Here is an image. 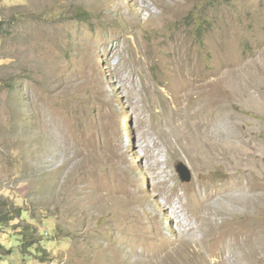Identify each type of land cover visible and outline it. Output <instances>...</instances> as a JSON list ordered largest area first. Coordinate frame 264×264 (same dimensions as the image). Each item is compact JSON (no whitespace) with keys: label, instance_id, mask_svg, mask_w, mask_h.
Listing matches in <instances>:
<instances>
[{"label":"rangeland","instance_id":"obj_1","mask_svg":"<svg viewBox=\"0 0 264 264\" xmlns=\"http://www.w3.org/2000/svg\"><path fill=\"white\" fill-rule=\"evenodd\" d=\"M203 117L208 184L248 178L250 264H264V0H0V264H235L199 254L166 211L191 194L156 189L161 170L139 158L159 141L170 183L193 184L202 169L173 135ZM161 247L175 261H150Z\"/></svg>","mask_w":264,"mask_h":264},{"label":"bare ground","instance_id":"obj_2","mask_svg":"<svg viewBox=\"0 0 264 264\" xmlns=\"http://www.w3.org/2000/svg\"><path fill=\"white\" fill-rule=\"evenodd\" d=\"M208 119H204V117H203V118H201V120H199V121L197 120L196 127L200 126L204 130H202L198 133H195V135H191L190 139H188L187 141L185 140L186 138L185 139L183 138V136H181L182 137V140H181V138H178L177 136L173 135L176 138V149L174 150L175 153H182L184 158L188 159L191 162L196 161L197 162L196 164H191V165L193 167L198 165L202 169V172H200V176L198 177V179L193 184H191L189 186H182L181 187L180 185H178V183H170L172 181V177H169L168 173H165L163 167H161V165L163 163H161L160 159L157 158L159 156H156V155L160 154L159 151H157L158 152L157 154L154 153V149L158 150L160 148V144H162V143L159 144V141L155 142L153 140L152 144H145L144 146L139 145V148L142 151V155L139 156V158L145 160L146 166L149 169H151V170L152 169H156V170L160 169L161 170V172H159V174L157 176V179H154L155 180L154 185L156 186V189H158L159 187H162L167 192V194L169 192H171L174 195H176L177 192L180 189H182L184 195H187V194L190 195L191 194L192 197L189 198L188 200L183 201V202H181V200H177L176 204H170L169 206H167L166 211L169 214L173 215L175 222L177 224H180L182 227H185L186 229H188V232L193 231V230H195V232H193V234L198 232L199 236H195V238H193V240L195 241L196 244L200 242L201 244H203L205 246L204 247L206 249L205 254H203L204 251H202V253L199 252V254L202 257H204V259L208 260L209 257L211 258V257L217 255V251H218L217 248L220 246L221 251L219 252V255H220V253H223L226 250H228V252L230 254H233L230 257H232V258L236 257L237 258V259L234 258L236 260L235 264H250V257L252 255L251 251H253V250H251V241H250V236H249V231H248V212H249V205H250L249 204V201H250L249 200V198H250L249 197L250 185L248 182L249 180L246 181V179H248V178L245 179L246 176H244L240 180L241 184L239 187H237V185H235L233 183L234 182L233 181V182H229V184H227L226 186H223L220 190L218 189V187L209 186L208 183H209L210 178L207 177V174H208L207 169H210V168L205 167V165L207 166V165H209L210 162H212V161L208 162L207 160L210 159L209 157L212 155L210 148L213 145L214 132L211 129V127L213 126V122H212L213 120H210V119L208 120ZM159 134H160V130L158 128V130L156 132L154 131V133L151 134V138H152V136H154V137L157 136V138H159ZM229 138H231V137H229ZM221 143H222V139H221ZM238 145H239V152L238 153L235 152V155H238V156L236 157L234 155V158H236V159H233V161H234V163L240 164L241 161L247 155L248 150H247V145L242 143L241 141H238ZM213 148L215 149L216 146L215 147L213 146ZM222 148L223 147H221V149ZM205 161H207L208 164H205ZM166 162H168L167 157H166ZM165 167L167 168V164ZM242 168H243V172L245 173L247 170V167H246V164L244 162H242ZM236 176L237 175H235V177ZM154 177H156V176H154ZM230 179H232V178L230 177ZM210 185H212V184H210ZM152 191H154V190H152ZM132 193L130 192V194H132ZM159 194L160 193H158V192H157V195L155 193V195L157 197L159 196ZM120 195H121L120 197L122 199V200L120 199L122 201L121 202L122 207H124L126 209V211L128 210L127 212L131 213L133 211V204H132V200L129 199L127 196V191L120 193ZM122 196H123V198H122ZM157 197H156V199H157ZM117 198H118V196H117ZM221 198H225L226 200H224V199L223 200L227 201V203L224 204L222 202ZM132 199H134V198H132ZM135 201L138 203H142V201L140 199H136ZM147 201H150V200H147ZM170 202H168V203H170ZM141 206H142V204H141ZM143 207H146V205H144ZM150 207H151V205H150ZM144 210H145V208H144ZM235 214H237L240 217L239 220H236ZM219 217L222 218L223 220L215 228L207 226L205 224V222L202 223V221L204 219H205V221H207V220L215 221ZM191 220L195 221L196 226L194 224H193V226L191 225V223H190ZM207 233L214 234V235L210 236L209 239L207 238L208 242L206 244L205 241H203V239H204L203 234L205 235ZM186 241H187V239H186ZM182 246H184V245H182ZM186 246H187V244H186ZM182 248H184V247H182ZM168 249H167V247H161L159 249H156L155 252L154 251L153 252L148 251V254L150 253V256L147 255V257L149 256L150 261H152V260L154 261L155 259H159V261L157 260L159 263H160V261H165L166 263L169 261H175V259H174L175 256H173L175 253L173 254L171 251H168ZM180 249L181 248H179L178 251H181ZM185 249H186V247H185ZM186 251H187V249H186ZM192 251H193V249H192ZM183 252H185V250ZM183 252H182V254H185ZM177 254H176V256H177ZM178 255H180V254H178ZM196 255H197V252H196ZM221 256L222 255H220V257ZM198 257L200 258V256H198ZM195 258H197V257H195ZM138 259H140V256ZM176 261L182 262L184 260L180 261L178 259ZM224 261L226 262V264H228L226 258L222 261V264H224ZM197 262L199 263L198 259H197ZM151 264H153V263L151 262ZM208 264H210V263H208Z\"/></svg>","mask_w":264,"mask_h":264},{"label":"water","instance_id":"obj_3","mask_svg":"<svg viewBox=\"0 0 264 264\" xmlns=\"http://www.w3.org/2000/svg\"><path fill=\"white\" fill-rule=\"evenodd\" d=\"M177 170L179 174L181 175L182 180L187 181V182L191 180V174L185 165L179 164L177 166Z\"/></svg>","mask_w":264,"mask_h":264},{"label":"trees","instance_id":"obj_4","mask_svg":"<svg viewBox=\"0 0 264 264\" xmlns=\"http://www.w3.org/2000/svg\"><path fill=\"white\" fill-rule=\"evenodd\" d=\"M199 28L197 29L198 30V32H200L201 31V27L200 26H198ZM0 248H1V246H0Z\"/></svg>","mask_w":264,"mask_h":264}]
</instances>
